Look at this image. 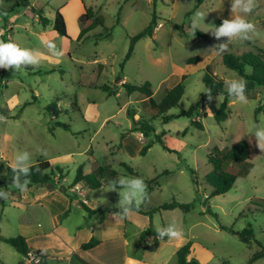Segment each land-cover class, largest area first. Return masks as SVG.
Here are the masks:
<instances>
[{"label":"rangeland","instance_id":"374dc122","mask_svg":"<svg viewBox=\"0 0 264 264\" xmlns=\"http://www.w3.org/2000/svg\"><path fill=\"white\" fill-rule=\"evenodd\" d=\"M81 4L98 9L104 19L102 25L84 34L79 18ZM196 4L197 0H0V26L11 27L10 39L5 42L40 55L37 65L0 72V81L6 80L0 85V116L5 117L0 120V177L6 166L13 167L15 156L25 151L31 155V164L47 160L61 168L65 173L61 180L66 178L69 185L76 167L86 172L92 160L115 169L120 177H132L118 165L122 161L144 181L158 176L151 188L146 186V196L139 205L154 209L152 229L173 224L189 238L194 243L192 257L200 264H264V149L251 134L253 125L264 127V111L256 112L264 103V86L257 92L247 82V103L228 97V117L220 123L215 113L224 95L207 97L199 113L193 112L191 117L178 116L204 92L202 76L207 64L220 77L239 80L225 67L222 56L264 50V0H254L250 13L239 14L255 25L249 39H234L218 54L214 49L228 38L217 39L212 31L224 19L232 18L231 0H204L198 8ZM59 8L68 36L57 33L51 24L42 26L38 20V10L52 20ZM198 13L204 17L199 30L206 38L191 32ZM153 14L157 19L152 34L139 39L124 61L130 37L142 31ZM98 33L109 35L98 37ZM48 43H53L60 55H54ZM193 57L198 61L187 63ZM181 74L186 75L184 93L178 105L165 113L170 116L165 122L148 101L141 104L143 95L138 91L128 94L118 83L120 78L130 85L148 81L153 99L159 101ZM51 103L59 109L54 119L46 109ZM133 117L153 125L154 131L146 140L161 135L168 148L178 154L166 151L158 142H153L144 155L135 153L137 144L133 142L126 150L121 148V135L137 132L128 131ZM192 120H199L203 128H197ZM55 121L69 129L55 126ZM240 139L250 147L241 174L229 191L208 197L212 191L204 180L211 170L208 153ZM0 190L8 193L6 199H0V235L17 236L19 223L34 211L16 195L10 198L17 191L9 192L2 185ZM87 191L120 198L119 192L107 185ZM172 200L189 204V209L159 208ZM222 226L235 231L247 227L252 231L250 239L243 241ZM21 256L0 240V264H12ZM175 259L170 264H176Z\"/></svg>","mask_w":264,"mask_h":264},{"label":"trees","instance_id":"16d2710c","mask_svg":"<svg viewBox=\"0 0 264 264\" xmlns=\"http://www.w3.org/2000/svg\"><path fill=\"white\" fill-rule=\"evenodd\" d=\"M204 0H197V4L195 8H198ZM190 14V13H188ZM37 16L40 20L42 26H46L51 24L53 30L57 33L68 36L66 30V24L63 17V14L59 9L55 10V14L52 20L43 17L40 13V10L37 12ZM81 22V32L84 34L85 32L91 30L96 25H102L104 23V19L102 15L99 13L98 9H93L91 6H84L83 13L79 16ZM156 15L153 14L151 21L148 25L140 32L130 37V44L128 48V52L124 58L126 61L131 55L135 43L145 37L150 36L153 31V27H155L156 23ZM180 33L183 32L181 30V26L179 27ZM197 37L206 38V35L203 31L197 30L193 32ZM108 33L103 34L98 33V37H108ZM198 61V57L189 58L187 63H194ZM222 62L225 67L231 71H234L237 76L246 81L252 82L253 88L257 91L260 87L264 86V50L257 49L256 52L248 51L242 54H234V53H226L222 56ZM186 78L185 74H181L180 80L171 88L165 91V94L159 101H155L153 99V92L151 88V84L148 81H144L140 85H130L126 82L121 83V85L125 88L128 94L138 91L141 95H143V103L147 101L152 105L157 114L162 115V121H167L170 116L165 115V113L172 107L178 105L179 100L181 99L184 93V85L183 81ZM121 79V78H120ZM119 80V79H118ZM202 80L205 86V90L200 94L199 100L192 104L187 110H183L179 113L178 116H186L191 117L193 112L199 113L200 107L202 103L208 96L209 90H211L212 96L224 95V99L219 105L215 113L216 122L220 123L224 121L228 117L227 109H228V97H230L227 93V88L223 77L215 74L210 64L205 66V72L202 76ZM106 89V86L103 87ZM258 92V91H257ZM47 111L50 113L51 118L54 119L57 117L59 113V109L55 103H51L46 106ZM264 111V103L259 105L256 109V112ZM134 115V114H133ZM204 115V114H202ZM192 124L197 128L202 129L203 125L199 120H192ZM55 126L62 127L65 130H68L69 127L65 123H61L58 121L54 122ZM128 131H138L141 132L144 137V142L142 147L140 148L139 153L144 155L147 150L150 148L153 142H158L160 145L168 152L178 154L175 150L168 148L165 142L162 140L161 135H156L154 140H146L151 131H154L153 125L148 121L144 120L140 117V119L135 120L133 117L132 127ZM122 134L121 136H123ZM250 157V147L248 142L245 139H240L236 141L231 146H225L223 148L214 147L208 153V162L211 165V170L206 174L204 180L205 183L208 184L212 191L208 197H212L214 195L223 194L229 191L236 180V178L241 174L240 167L242 164H245ZM128 171V173L132 177H136V173L126 165L122 164ZM249 165L245 168V170L249 169ZM15 173L13 172V167L6 166L4 169V174L0 177V185L4 188L11 191H19L13 185V177ZM65 176L63 170L59 167H53L51 163L47 160H38L35 163L31 164L30 174L27 177L29 183L27 187H44L46 190H53L55 188H59L62 191L66 192L64 186L59 185L60 180ZM120 178V174L115 170L108 166L98 165L95 169L88 173H84L81 167H78L76 173L73 177L71 184L74 186L77 183H81L83 186L89 189H97L102 187L103 185H107L111 188L112 182L117 181ZM157 177H154L149 180H145V184L147 188H151V184H155ZM195 187H197V182L194 180ZM197 192V190H196ZM159 208L161 209H174L180 208L182 210H188L189 204H182L175 200L172 202L164 203ZM140 214L147 215L149 212H145L141 205H138L133 208ZM154 210V209H153ZM149 219V218H148ZM224 230H227L237 236L243 241H248L250 239V233L252 232L249 228H243L240 231L232 230L231 228L222 226ZM152 234L154 236H158L157 230H153L151 228V224L149 222L148 229L143 231L140 235V238H143L147 234ZM167 236L161 238L165 240ZM0 240L4 243L10 245L16 252L27 256L29 252H31L30 247L27 244L26 238L22 235H17L13 237H1ZM157 239H155V242ZM97 243L96 239H91L89 242L84 243L81 248L87 249L94 246ZM191 242L188 241L183 244L176 251L177 262L178 264H200L195 258L188 259V255L191 249ZM32 253L35 254L37 258L43 257V253L40 250H33Z\"/></svg>","mask_w":264,"mask_h":264},{"label":"crops","instance_id":"0c3cea01","mask_svg":"<svg viewBox=\"0 0 264 264\" xmlns=\"http://www.w3.org/2000/svg\"><path fill=\"white\" fill-rule=\"evenodd\" d=\"M81 6L80 15L85 5ZM122 81L119 79L118 83ZM132 142L137 144V153L142 146V133H125L120 146L126 150ZM117 163L123 164L122 161ZM98 165L92 160L89 170L83 172L88 173ZM60 181L59 185H64L66 192L58 188L27 187L26 191H17L10 196L14 199L16 195L19 202L32 207L33 214L19 223L18 235L26 238L31 252L40 250L43 253V257L36 261L29 262L22 255L12 264H170L173 258L178 264L176 251L189 238L181 234L179 238L163 240L150 233L140 238L141 233L148 229L149 222L151 224L153 209L142 206L145 212H149L147 215L133 209L126 217L113 216L112 213L120 211L116 207L118 196H98L89 193V188L81 183L69 187L66 178ZM153 230L156 231L157 227ZM91 239H96L97 243L87 249L81 248ZM192 244L188 259L194 258Z\"/></svg>","mask_w":264,"mask_h":264},{"label":"clouds","instance_id":"9594fccd","mask_svg":"<svg viewBox=\"0 0 264 264\" xmlns=\"http://www.w3.org/2000/svg\"><path fill=\"white\" fill-rule=\"evenodd\" d=\"M254 7V0H231V19H224L222 24L214 27L212 35L217 39L227 37L226 43L218 45L214 51L218 54L223 52L234 39L247 40L249 34L255 31V25L239 15L240 13H250ZM204 18L202 14H197V17L192 21L191 28L193 32L199 29L200 20ZM48 48L53 51L54 55H60L55 51V45L48 43ZM40 62V55L33 50L21 48L16 43L11 41H0V68L13 69L14 72L24 68L23 66L37 65ZM227 93L236 101L247 103L246 81L243 79H232L225 81ZM209 99L212 98L211 90L207 93ZM5 117L0 116V120ZM256 138L260 149H264V127L253 125L252 133ZM31 169V155L29 152H21L15 156L13 163L14 187L23 192L27 190L29 180L27 177ZM110 190L119 192V202L116 205L120 211L112 213L113 216L121 218L131 214L134 207L138 206L146 196V184L140 177H120L117 181H113ZM8 193L0 190V199H6ZM157 233L160 238L167 236L169 239L179 238L181 233L177 231L173 224L167 227L157 228Z\"/></svg>","mask_w":264,"mask_h":264},{"label":"built area","instance_id":"2783aa9c","mask_svg":"<svg viewBox=\"0 0 264 264\" xmlns=\"http://www.w3.org/2000/svg\"><path fill=\"white\" fill-rule=\"evenodd\" d=\"M11 27L9 25H6V26H0V41H6L8 39H10V34L8 33V30L10 29ZM10 69H3V68H0V72H6ZM0 83L4 84L6 83V80H1ZM27 260L29 262H33V261H36L37 260V257L35 256L34 253L32 252H29L26 256Z\"/></svg>","mask_w":264,"mask_h":264},{"label":"water","instance_id":"95a60500","mask_svg":"<svg viewBox=\"0 0 264 264\" xmlns=\"http://www.w3.org/2000/svg\"><path fill=\"white\" fill-rule=\"evenodd\" d=\"M26 3H28V1H26Z\"/></svg>","mask_w":264,"mask_h":264}]
</instances>
